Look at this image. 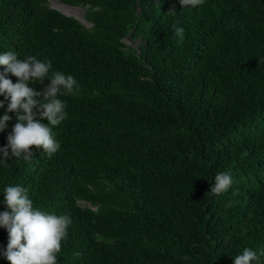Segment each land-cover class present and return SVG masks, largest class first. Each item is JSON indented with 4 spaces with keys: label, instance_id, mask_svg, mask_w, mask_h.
<instances>
[{
    "label": "trees",
    "instance_id": "16d2710c",
    "mask_svg": "<svg viewBox=\"0 0 264 264\" xmlns=\"http://www.w3.org/2000/svg\"><path fill=\"white\" fill-rule=\"evenodd\" d=\"M55 1L92 26L49 0H0V54L49 59V79L79 84L59 97L67 118L49 125L55 154L0 153V213L19 185L34 208L69 214L57 264H234L264 250V0ZM8 115L0 148L17 123ZM229 169L234 183L212 193ZM8 242L0 228V264Z\"/></svg>",
    "mask_w": 264,
    "mask_h": 264
},
{
    "label": "clouds",
    "instance_id": "9594fccd",
    "mask_svg": "<svg viewBox=\"0 0 264 264\" xmlns=\"http://www.w3.org/2000/svg\"><path fill=\"white\" fill-rule=\"evenodd\" d=\"M202 3L203 0H179L181 8ZM178 24L179 21H176L172 27L175 35L182 39L184 28L178 27ZM0 66L4 68V72L0 73V96L9 101L5 114L0 117V132L5 130L11 119L9 112L15 113L17 120L12 133L7 137V145L0 148L3 162L6 163L9 157V149L12 156H22L26 161L32 159L29 151L32 147L43 148L49 155L55 154L60 144L53 138L49 125H59L67 118L66 101L59 97L77 91L78 81L72 75L56 70L51 71L49 79L50 70L53 69L51 60H41L34 55L21 60L14 50L0 54ZM9 73L17 78L16 83L8 78ZM45 79L50 80V85L42 92L29 86L34 81L42 84ZM41 96L43 100L37 99ZM3 107L4 103L0 102V108ZM34 109L39 111V118ZM45 119L48 121L47 125L42 123ZM233 183L231 169L218 172L210 190L214 194H220ZM4 198L7 210L0 213V228L6 229L9 234L7 248L2 253L4 257L10 264H57L56 254L60 252L61 241L66 238L72 223L70 215L57 216L34 208L27 189L19 185L7 186ZM261 257H264V250L257 253L245 248L241 255L235 257L234 264H252L253 261L260 264Z\"/></svg>",
    "mask_w": 264,
    "mask_h": 264
},
{
    "label": "bare ground",
    "instance_id": "6f19581e",
    "mask_svg": "<svg viewBox=\"0 0 264 264\" xmlns=\"http://www.w3.org/2000/svg\"><path fill=\"white\" fill-rule=\"evenodd\" d=\"M54 3V4H53ZM53 6L54 7H58L60 8L61 10H63L64 12H66L68 15H71V16H74L76 12H80L79 10H77L76 8H73V7H69V6H66V5H63L62 3H59V2H55L53 1ZM65 6V7H63ZM82 12V11H81ZM82 14V13H81ZM78 15V14H76ZM80 15V14H79ZM77 17V16H75Z\"/></svg>",
    "mask_w": 264,
    "mask_h": 264
},
{
    "label": "water",
    "instance_id": "95a60500",
    "mask_svg": "<svg viewBox=\"0 0 264 264\" xmlns=\"http://www.w3.org/2000/svg\"><path fill=\"white\" fill-rule=\"evenodd\" d=\"M50 2H51V5H52V7L54 8V9H57V10H59L60 12H62V13H64L65 15H67V16H71V15H68L66 12H64L63 10H61L60 8H58V7H54L53 6V1H55V0H49ZM65 5V4H64ZM66 6H69V7H73V8H76V7H74V6H70V5H66ZM73 17H75V16H73ZM76 19H79V20H81L84 24H86L87 26H92V24H89L88 25V20L86 19V17H85V13H84V16L82 17V18H79V17H75Z\"/></svg>",
    "mask_w": 264,
    "mask_h": 264
},
{
    "label": "rangeland",
    "instance_id": "374dc122",
    "mask_svg": "<svg viewBox=\"0 0 264 264\" xmlns=\"http://www.w3.org/2000/svg\"><path fill=\"white\" fill-rule=\"evenodd\" d=\"M54 4V3H53ZM63 7H65V6H63ZM77 10H79L80 12H76V13H74L75 15L74 16H77V17H79V18H82L83 16H84V10L82 9V8H76ZM82 11V12H81ZM82 13V14H81ZM76 14H78V15H76ZM80 14V15H79Z\"/></svg>",
    "mask_w": 264,
    "mask_h": 264
}]
</instances>
